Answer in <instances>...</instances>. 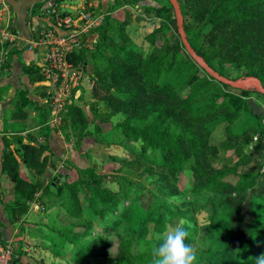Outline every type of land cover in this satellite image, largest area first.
I'll use <instances>...</instances> for the list:
<instances>
[{"label": "trees", "instance_id": "16d2710c", "mask_svg": "<svg viewBox=\"0 0 264 264\" xmlns=\"http://www.w3.org/2000/svg\"><path fill=\"white\" fill-rule=\"evenodd\" d=\"M167 1L168 22L147 35L148 51L133 48L128 22L110 13L95 31V50L89 54L84 47L74 54L76 64L91 67L92 92L102 95L108 111L91 119L73 98L62 129L78 134L79 144L91 133L96 143L124 147L127 155L112 156L121 164L118 190L106 186V175L95 167L73 163L79 173L76 180L56 175L46 183L44 174L54 169L49 128L38 137L28 134L25 143L5 138L2 170L14 186V198L5 204L9 223L18 224L38 193L46 195L52 201L47 209L60 206L65 215L61 226L46 225L47 247L57 257L72 246L75 264L110 259L114 237V264H152L154 236L176 217L194 222L187 227L186 242L196 250L195 264H256V257L264 255L262 115H253L247 100H233L230 86L210 76L189 55L178 33L175 9ZM178 1L190 43L212 68L234 79L256 76L264 86V0ZM160 34L165 37L161 45ZM174 39L177 43L169 45ZM241 93L247 97L250 90ZM120 113L125 118L104 131L102 125ZM43 114L48 122L50 116ZM23 115L18 109L15 119ZM221 127L225 136L213 143ZM24 130L26 126L17 131ZM12 143L20 144V150ZM231 150L236 161L217 166L221 154ZM22 164L38 174L35 182L21 175ZM186 172L192 182L182 188ZM202 211L208 223L199 226L196 215ZM4 226L0 222V246L6 244ZM24 231L21 227L20 233ZM24 255L18 250L13 264H22Z\"/></svg>", "mask_w": 264, "mask_h": 264}, {"label": "rangeland", "instance_id": "374dc122", "mask_svg": "<svg viewBox=\"0 0 264 264\" xmlns=\"http://www.w3.org/2000/svg\"><path fill=\"white\" fill-rule=\"evenodd\" d=\"M94 2L98 3L97 7L104 8V2L103 0H93ZM121 1V0H118ZM111 1L109 0L107 3V11L111 12L112 15L117 18L118 20H126L128 22V25L126 27L127 34L129 35L132 47L137 50H144L148 51L150 49V42L147 38V35L153 31L155 28H159L162 26L163 23L166 24L168 22L167 17L169 16V8L170 4L167 0H141L138 3H119V2ZM115 2V3H114ZM58 8L62 12H64V9L60 6L61 3L58 2ZM165 6V8L159 12L158 8ZM146 7H151L152 10L150 12L146 11ZM67 12L72 13V10L69 9ZM32 21L35 25L37 22L36 15H32ZM169 26L172 29L175 28V24H169ZM178 26V25H177ZM99 40L98 34L95 32L93 33L90 38L88 39L85 47H88L89 54L93 52L96 48V43ZM165 40V37L160 34L158 36L157 43L159 45L163 44ZM178 39H174L169 43H177ZM24 59V58H23ZM26 65V63H25ZM88 70L89 77L91 78V83L89 85L88 80L85 79L83 84L80 86L81 92L77 99V101L85 108L87 111L89 117L92 119L96 113H106L108 111L105 101L102 97V95H94L92 92V87L94 84V81L92 80L90 71L91 67L86 66ZM28 70L30 68H27ZM229 78H233L231 74H227ZM247 89L250 90V95L247 97H244L241 93L240 89H229V95L233 100L241 99L242 101L247 100L248 105L251 107L252 114H260L261 120L264 123V94L257 90L256 86L254 84H248ZM26 95V93H23V95ZM24 97V100H26V96ZM243 103V102H242ZM125 116L123 114H117L111 117V121L109 123L103 124L102 128L104 131H108L112 128L113 125L117 124L118 122H121ZM247 120V119H246ZM16 124L22 123L23 125L26 123V121L17 119L13 120ZM63 128V127H61ZM62 133L64 134L66 142L69 144V150L73 154L76 153L75 156H79L80 159H78V165L75 164V162L70 158L61 159L58 160L59 162H56L58 166H61L60 168L65 171V169L68 167L70 170V174L67 175V177L64 178L65 181L72 182L73 180H76L79 177V173L76 169V167L79 168H89V167H95L99 172L106 175L105 177V185L112 188L113 190L119 189V183L117 181V174L120 173L119 168L121 166L120 163H116L112 156H119L123 157L127 155V151L124 149V147L118 145V144H112V145H106L104 143H96L94 140V136L88 135L86 137L82 144L78 143V134H76L72 129H69L66 133L64 129H61ZM225 136L224 128L221 127L218 129V131L213 135L212 142L216 143L219 140H221ZM117 139L120 138V136H115ZM20 150V149H19ZM78 157V158H79ZM237 159V156L234 151H228L221 154V157L219 161L216 162L217 166H220L223 163H229L233 164ZM55 160V159H53ZM75 164V166H72V164ZM21 175L23 177H26V174H29L27 172H30L32 174H35V172L31 169H28L25 165L22 164L21 166ZM68 172V171H66ZM62 178V176H61ZM192 182V176L190 173L186 172V174L182 175L181 178V187L184 188L187 185H190ZM41 198V199H40ZM36 202H40L41 207L38 210V225L45 226L44 231L38 230V240L37 241H30V242H22L24 240L23 238L17 239L16 242L18 243L17 246L18 250L25 252L26 254L22 257V264H75L72 260L73 252H72V246L67 247V254L65 256L57 257L55 256L51 250L47 247L48 241L46 239V234L49 232V229L46 225L56 227L61 226L63 223H65V215H63V209L62 207L58 206V208L52 210L47 209V205L52 202L51 199H49L46 195L43 196L41 193H38L36 198ZM33 201V203L35 202ZM147 202V201H146ZM31 207V205H30ZM34 208V207H33ZM31 211L29 210L28 213ZM57 212L59 215H57ZM29 216V218L32 220V215H36L35 211L33 210ZM207 213L205 211H202L196 215V221L199 226H203L204 224L208 223V217ZM28 217V216H27ZM179 218H174L172 221L167 222L168 223H175L176 220ZM21 220V218H20ZM26 221V220H25ZM22 226V225H21ZM38 228H42V227ZM194 226V222H190V228ZM23 228H26L25 226H22ZM187 227V226H186ZM43 229V228H42ZM100 230V229H98ZM98 230H95V233L98 232ZM105 235L111 237V235L108 234V232L103 231ZM26 233V230L24 231ZM24 233H20L21 236L24 235ZM114 240V245L110 248V255L111 258H93L92 262L94 264H114L115 256L117 255V243L118 240L114 237H111ZM14 245H16L15 241L13 242ZM38 249V259H36L33 255ZM17 250V251H18Z\"/></svg>", "mask_w": 264, "mask_h": 264}, {"label": "crops", "instance_id": "0c3cea01", "mask_svg": "<svg viewBox=\"0 0 264 264\" xmlns=\"http://www.w3.org/2000/svg\"><path fill=\"white\" fill-rule=\"evenodd\" d=\"M8 1L11 7L10 14L13 28L20 30L27 38L36 37L37 32H39L42 26L47 22L46 17L43 15V11L48 8L49 0ZM55 1L58 3L57 0ZM108 1L109 0H103V9H107ZM111 1L113 2L115 0ZM59 2L61 3L60 6L64 9V12H67L69 9H71L72 12L80 10L86 5V2L92 3L95 7L98 5V3L93 0H60ZM32 15L37 16V22L35 25L32 21ZM6 59V63L0 67V222L5 223V226L2 228L3 239L6 242L15 241L17 246L18 243L16 240L23 237L25 242L38 240V227L40 226L38 225V210L42 204L36 202V200L34 203H31L30 211L32 212L34 210L36 213V215L31 216L32 220L29 218L31 215L30 212L21 217L18 224L13 225L9 223L5 211V204L14 198V186L2 170V156L5 147V138L8 137L15 140H23L25 143L28 142V134L38 137L42 130L48 128L45 127L47 121H44L45 115L43 112L46 111L50 116V111L46 103V93L40 84L43 80L40 70L41 56H37L35 51L27 49L26 47H23L22 49L9 48L6 50ZM27 68L30 69L28 70ZM23 93H26V95L24 94L26 100H24ZM18 109L23 110L25 113V115H23L24 118L20 119L26 121L24 125L22 123L16 124L13 121L17 120L15 119V114ZM25 126L26 130L20 132L17 131L19 128ZM49 133L50 145L53 153L51 157L54 169L47 171L44 174L43 178L46 183L50 182V180L56 175L61 177L71 173L68 167L63 171L60 168L61 166H58L56 163L59 162L58 160L70 157L75 164L78 165V159H80L79 156H75L76 153L73 154V151L71 152L69 150V144L66 142L62 131H51ZM20 146V144L16 143H12L11 145L13 149H20ZM27 173L29 174H26V177L24 178L31 182L37 180L38 174L36 172L35 174L30 172ZM56 208L57 207H53L52 210ZM21 225L26 227V233H24L23 236L20 234ZM41 226L44 230L45 226ZM33 256L38 259V249Z\"/></svg>", "mask_w": 264, "mask_h": 264}, {"label": "built area", "instance_id": "2783aa9c", "mask_svg": "<svg viewBox=\"0 0 264 264\" xmlns=\"http://www.w3.org/2000/svg\"><path fill=\"white\" fill-rule=\"evenodd\" d=\"M53 0L43 11L46 24L36 37H25L11 24V7L8 0H0V67L6 63V50L9 48L27 49L41 56L40 70L43 76L41 85L46 93V103L50 117L45 127L61 132L66 114L73 98L79 96L80 86L87 79L86 66L74 62V54L83 49L95 31L110 14L106 9L92 3L72 13L62 12ZM17 246L6 242L0 246V264H13Z\"/></svg>", "mask_w": 264, "mask_h": 264}, {"label": "clouds", "instance_id": "9594fccd", "mask_svg": "<svg viewBox=\"0 0 264 264\" xmlns=\"http://www.w3.org/2000/svg\"><path fill=\"white\" fill-rule=\"evenodd\" d=\"M190 222L179 218L175 223H168L154 236L152 264H195L196 250L187 243ZM256 264H264V255L256 257Z\"/></svg>", "mask_w": 264, "mask_h": 264}, {"label": "water", "instance_id": "95a60500", "mask_svg": "<svg viewBox=\"0 0 264 264\" xmlns=\"http://www.w3.org/2000/svg\"><path fill=\"white\" fill-rule=\"evenodd\" d=\"M55 1V0H53ZM173 5L177 17L178 33L181 37L183 45L185 46L189 55L199 64V66L205 70L210 76L218 80L219 82L225 83L234 89H247L248 84H254L258 91L264 94V86L262 81L256 76H244L238 79H232L225 75H222L214 68H212L207 61L195 50L189 41L185 26H184V15L182 13L181 5L178 0H169Z\"/></svg>", "mask_w": 264, "mask_h": 264}]
</instances>
